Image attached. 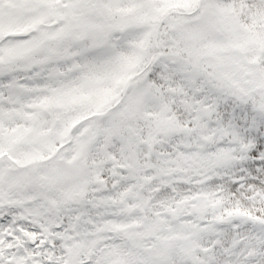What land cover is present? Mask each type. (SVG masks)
I'll return each mask as SVG.
<instances>
[{
	"label": "snow or ice",
	"instance_id": "obj_1",
	"mask_svg": "<svg viewBox=\"0 0 264 264\" xmlns=\"http://www.w3.org/2000/svg\"><path fill=\"white\" fill-rule=\"evenodd\" d=\"M0 264H264V0H0Z\"/></svg>",
	"mask_w": 264,
	"mask_h": 264
}]
</instances>
